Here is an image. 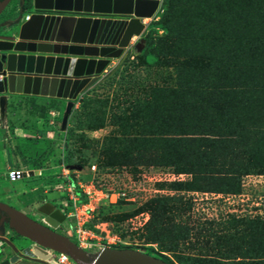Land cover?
Here are the masks:
<instances>
[{"label": "trees", "instance_id": "obj_1", "mask_svg": "<svg viewBox=\"0 0 264 264\" xmlns=\"http://www.w3.org/2000/svg\"><path fill=\"white\" fill-rule=\"evenodd\" d=\"M155 17L133 67L152 56L171 70L172 84L149 87L122 110H113L112 98L86 92L74 102L80 110L74 109L70 137L77 140L85 130L110 124L101 138L105 165L171 166L176 174L191 175L170 183L173 190L240 194L243 177L264 174V0H162ZM131 62L127 57L103 82ZM69 155L65 147L64 163ZM189 206L179 195H155L139 206L138 212H148L143 240L158 246L162 260L264 264L259 216L238 219L244 224L234 231L200 232L206 239H197L199 246L212 254L181 252L193 233L176 217ZM128 214L133 213L123 218Z\"/></svg>", "mask_w": 264, "mask_h": 264}, {"label": "rangeland", "instance_id": "obj_2", "mask_svg": "<svg viewBox=\"0 0 264 264\" xmlns=\"http://www.w3.org/2000/svg\"><path fill=\"white\" fill-rule=\"evenodd\" d=\"M16 7V0H12L0 21H15ZM157 11L155 14L160 13L159 9ZM153 17L147 20V28L128 49L127 57L132 62L111 82L90 88L87 96H107L113 99V110H122L132 100L143 98L149 87L172 84L168 78L171 70L156 65L152 56L147 58L146 64L133 67L136 63L133 58L142 52L146 44V32L154 28L151 21L158 18ZM15 30L14 27L10 28V31ZM65 105L64 100L55 98L41 99L24 94L6 96L2 110L0 108V199L29 214L37 212V208L45 202L56 205L66 215V219L59 223L57 232L89 255H96L106 248L103 245L107 241H113L110 244L112 248L136 249L160 258L158 246L145 242L142 237L148 212H138L139 206L155 195H179L190 203L189 208L181 210L176 217V220L186 222L193 233L190 241L180 245V251L185 254H212L199 246L197 239H206L205 236H198L200 232L234 231L235 225L242 227L244 224L238 219L245 217L259 216L264 221V174H250L243 179L244 195L241 198L244 200L233 194L173 190L170 183L185 182L191 175L182 173L178 177L171 166L105 165L100 153L101 138L112 130V126L106 124L95 131L85 130L75 140L70 137L68 127L74 122L75 107L79 111L80 106L77 102L74 104L66 126L62 128ZM73 131L79 133V130ZM65 147L70 149L66 163L63 162ZM11 171H33L34 174L14 177ZM172 173L180 179L173 180ZM89 183L106 193L125 191L131 199L110 202L115 194L108 199L94 196L91 201L80 198L81 185ZM155 189L164 190V193L159 194ZM78 197L79 201L74 202V198ZM82 204H87L93 210L82 211ZM127 213L133 214L123 218ZM79 223L88 230L84 234L87 237L84 245H79L75 234ZM162 253L170 256L169 252Z\"/></svg>", "mask_w": 264, "mask_h": 264}, {"label": "water", "instance_id": "obj_3", "mask_svg": "<svg viewBox=\"0 0 264 264\" xmlns=\"http://www.w3.org/2000/svg\"><path fill=\"white\" fill-rule=\"evenodd\" d=\"M10 1L0 0V15ZM161 2L30 0L29 9L16 15L12 25L16 28L15 35L0 34L1 110L8 94L63 98L66 105L61 127L64 128L75 100L113 75L127 57L131 37L144 31L146 24L141 19H151ZM114 59L116 64L107 69ZM33 174V171L22 172L20 176ZM37 209L52 228L66 219L50 202ZM0 210L8 215L11 229L35 244L32 251H22L25 258L16 254L0 264H40L38 258L44 257L42 252L46 248L68 254L77 264H169L131 248L106 247L92 256L68 237L24 212L3 202Z\"/></svg>", "mask_w": 264, "mask_h": 264}, {"label": "flooded vegetation", "instance_id": "obj_4", "mask_svg": "<svg viewBox=\"0 0 264 264\" xmlns=\"http://www.w3.org/2000/svg\"><path fill=\"white\" fill-rule=\"evenodd\" d=\"M12 1V0H11ZM10 1V2H11ZM17 2V11L15 13V15H18V12H22L24 9H29L30 7V0H16ZM9 5V4H8ZM7 8V7H6ZM5 8V9H6ZM4 11L1 13V16L4 14ZM21 15V14H19ZM16 17V16H15ZM14 20L10 21V20H3L0 21V34L2 35H15V31H10V28L14 27L12 26L14 24ZM9 26V28L7 27ZM0 202L5 203L2 199H0ZM8 204V203H6ZM10 205V204H8ZM11 207L15 208L14 206L10 205ZM55 207L57 208V206L55 205ZM17 209V208H15ZM19 210V209H18ZM21 211V210H20ZM23 212V211H22ZM27 216H29L31 219L44 224L46 226H48V224L45 222V216L43 214H41L38 209L37 212L35 213H27L24 212ZM39 215V216H36ZM0 220L2 221L0 223V261H2L3 259L9 258L12 255H18L20 258H25L24 255H22V251H24V249H26L27 251H32L35 247V244L30 241L29 239L17 234L13 229H11L8 226L7 220H8V215L0 210ZM50 227L53 231L57 232V227L52 228ZM36 259V258H35ZM31 261L35 262V263H39L36 260L30 259Z\"/></svg>", "mask_w": 264, "mask_h": 264}, {"label": "built area", "instance_id": "obj_5", "mask_svg": "<svg viewBox=\"0 0 264 264\" xmlns=\"http://www.w3.org/2000/svg\"><path fill=\"white\" fill-rule=\"evenodd\" d=\"M12 176L14 177H19L20 176V172L19 171H14L10 173ZM178 177L181 174H177ZM173 180H179L180 178H176L173 173L171 174ZM249 175H246L245 177H248ZM243 177V179L245 178ZM242 179V183H244V180ZM243 185V184H242ZM156 192H158V189H155ZM81 194L88 200L91 201V199L95 196H100V197H104L106 199H108L110 196L115 194L114 200H110L115 202L118 199H123V200H129L131 199V197L127 196V193L125 191H118L117 193H106L104 192L102 189H98L96 188L93 183H89L86 185H81V189H80V193H79V197L81 196ZM241 195L243 194V192L240 193ZM79 197L76 199L74 198V202L79 201ZM82 211H92L93 208L89 207L87 204H82ZM77 207V206H75ZM85 233H88V230L86 228H83L82 223H79L77 225V228L75 229V234L77 236V239L79 240V245H84L86 244V240L87 237L84 236ZM114 239V238H113ZM113 242V241H112ZM111 241H107L105 245H103V247H110V244L112 243ZM42 255L44 256L43 258H38L40 261V264H77L68 254L65 253H61V252H56L54 250L51 249H44V251L42 252Z\"/></svg>", "mask_w": 264, "mask_h": 264}, {"label": "crops", "instance_id": "obj_6", "mask_svg": "<svg viewBox=\"0 0 264 264\" xmlns=\"http://www.w3.org/2000/svg\"><path fill=\"white\" fill-rule=\"evenodd\" d=\"M161 7V6H160ZM160 7H159V10H160ZM158 12V11H157ZM156 16V14L154 15V17ZM153 17V18H154ZM147 20H148V18H144V19H141V22L142 23H145L146 24V27H145V29L147 28ZM145 29H144V31H145ZM143 31V32H144ZM138 36H135V35H133L132 37H131V39H130V44H135V42H134V40L137 38ZM116 62H117V60L116 59H114V60H111V62H110V64H109V66L107 67V69H109L110 67H112V66H114L115 64H116ZM101 83H103V81H101V82H98V83H96L93 87H96V86H98V85H100ZM90 90V89H89ZM32 96H34V95H32ZM36 98H47V97H42V96H36ZM48 98H55V99H57V100H64L65 102H66V100L65 99H63V98H57V97H48ZM50 100V99H49ZM180 174H182V173H180ZM159 191L157 192V193H164V190H161V189H158ZM161 191V192H160ZM244 194H236V195H234L233 194V196L234 197H236V198H240V200H244V199H242L241 197L243 196ZM260 214H262L261 212H259Z\"/></svg>", "mask_w": 264, "mask_h": 264}]
</instances>
